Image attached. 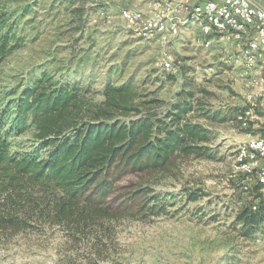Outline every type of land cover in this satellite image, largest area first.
<instances>
[{"label": "rangeland", "instance_id": "1", "mask_svg": "<svg viewBox=\"0 0 264 264\" xmlns=\"http://www.w3.org/2000/svg\"><path fill=\"white\" fill-rule=\"evenodd\" d=\"M154 2L7 0L0 5L22 38L21 46L0 64V95L20 91L43 73L54 85L87 89L86 97L96 101L102 100L99 92L107 83H126L137 101L158 98L162 107L180 96H190L194 105L199 101L200 109L188 116L202 123L209 136L205 155L178 157L171 171L151 175L148 181L159 197L143 216L104 220L100 227L74 233L40 217L41 207L33 211L26 206L31 226L0 229V264H264V224L247 237L235 220L249 200L250 186L236 167L242 162L239 148L248 138L241 120L249 122V116L236 114L248 104V82L264 78V71H246L240 47L229 39L210 45L212 39L195 22L180 23L176 37L161 42L135 32L120 16L127 7L136 13L150 7L151 15H158ZM163 52L173 61L167 69L161 63ZM255 113L252 134L264 126V107ZM31 137L28 131L11 140L23 152L30 150ZM244 161L254 168L252 156ZM258 165L264 167V160ZM137 178L128 174L121 183ZM259 178L264 195V173ZM196 187L202 194L190 200L188 192ZM7 194L0 183V206L20 200ZM33 194L40 193L36 189ZM15 205L22 209L23 204Z\"/></svg>", "mask_w": 264, "mask_h": 264}, {"label": "trees", "instance_id": "2", "mask_svg": "<svg viewBox=\"0 0 264 264\" xmlns=\"http://www.w3.org/2000/svg\"><path fill=\"white\" fill-rule=\"evenodd\" d=\"M6 15L1 9L0 64L22 41ZM51 81L43 73L20 91L0 95V183L12 199L20 198L0 206V229L31 226L24 213L38 207L40 217L74 233L100 227L104 220L143 216L159 197L148 181L151 175L171 171L178 157L206 153L208 130L188 116L201 103L194 105L190 96L162 107L164 101L158 98L137 101L126 83H107L99 92L102 100L96 101L86 97L87 89ZM28 131L33 143L22 152L11 138ZM132 173L137 180L121 183ZM244 175L249 200L235 220L249 237L264 224L263 181ZM36 189L38 196L33 194ZM202 191L192 188L189 199L199 198Z\"/></svg>", "mask_w": 264, "mask_h": 264}, {"label": "built area", "instance_id": "3", "mask_svg": "<svg viewBox=\"0 0 264 264\" xmlns=\"http://www.w3.org/2000/svg\"><path fill=\"white\" fill-rule=\"evenodd\" d=\"M153 4H159L158 15H151L150 7L143 13L131 11V7L122 8L120 16L137 33H143L144 37H158L161 42H168L176 37L180 31V24H174V17L187 16L189 14L201 15L203 18L212 19L211 27L206 29V37L236 38L240 47L239 56L244 58L245 50H254V57L246 59L251 61V69L255 70L259 64H255V55L261 52L264 46V8L254 0H200L193 3L192 0H155ZM204 42V41H200ZM161 63L167 69V64H173L171 56L167 52L161 55ZM245 98L248 104L245 106V114L249 116V123L244 126L248 138L242 142L243 148H252L254 168H247L242 152V162H237V168L249 179L255 176L258 180L263 177L264 167H259L258 162L264 160V134L257 129V117L255 110L260 101L264 99V85H260V78L248 82ZM263 129V128H262Z\"/></svg>", "mask_w": 264, "mask_h": 264}, {"label": "bare ground", "instance_id": "4", "mask_svg": "<svg viewBox=\"0 0 264 264\" xmlns=\"http://www.w3.org/2000/svg\"><path fill=\"white\" fill-rule=\"evenodd\" d=\"M158 5V4H157ZM159 6V5H158ZM195 22L198 24V26L200 27L201 33L206 36V29L203 28L204 27H211L212 26V19L210 18H203L201 17V15H197V14H189L187 16H184V18L181 19V17H174V24H180V23H184V22ZM208 38V37H207ZM209 39V38H208ZM264 54V46L261 47V52H258L257 55H255V63L256 60L262 55ZM254 57V50H245L244 51V58L240 57V61L242 62V64L245 67H251V61H247L246 59H251ZM242 114H245V110H243ZM241 114V115H242ZM240 119L241 116H239ZM249 122H247L246 120L242 119L241 120V124L244 127L246 124H248ZM242 152H243V156L244 158H246L247 156H252V148H243V145L240 146L239 148V159H242Z\"/></svg>", "mask_w": 264, "mask_h": 264}, {"label": "crops", "instance_id": "5", "mask_svg": "<svg viewBox=\"0 0 264 264\" xmlns=\"http://www.w3.org/2000/svg\"><path fill=\"white\" fill-rule=\"evenodd\" d=\"M200 0H192V2L193 3H197V2H199ZM254 2L256 3V4H258L259 6H261V7H263L264 8V0H254ZM199 31H200V28H199ZM200 35H201V33H200ZM202 36V35H201ZM209 39H212L211 40V43H210V45H212V43L214 42V41H216V40H218V41H220V40H223V39H225V38H221V37H210ZM227 40L229 39L230 41V43H232V44H234L235 46H238L239 47V45H238V43H237V40H236V38H234L233 36H229L228 38H226ZM255 64H259L258 65V67L255 69V71H257L258 69H263V71H264V54H262L257 60H256V63ZM244 66V65H243ZM244 68L246 69H251V67H245L244 66ZM259 71V70H258ZM260 80L262 81V83H261V85H264V78L263 77H261L260 78ZM262 107H264V99L262 100V101H260V103H259V105H258V108L259 109H261ZM261 129L263 128V130H264V126H262V127H260Z\"/></svg>", "mask_w": 264, "mask_h": 264}]
</instances>
